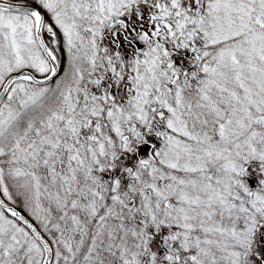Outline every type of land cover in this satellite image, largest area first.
Returning <instances> with one entry per match:
<instances>
[{
	"label": "snow or ice",
	"instance_id": "snow-or-ice-1",
	"mask_svg": "<svg viewBox=\"0 0 264 264\" xmlns=\"http://www.w3.org/2000/svg\"><path fill=\"white\" fill-rule=\"evenodd\" d=\"M0 264H264V0H0Z\"/></svg>",
	"mask_w": 264,
	"mask_h": 264
}]
</instances>
